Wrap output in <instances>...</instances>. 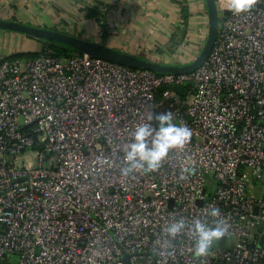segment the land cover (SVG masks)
Instances as JSON below:
<instances>
[{
  "label": "built area",
  "instance_id": "1",
  "mask_svg": "<svg viewBox=\"0 0 264 264\" xmlns=\"http://www.w3.org/2000/svg\"><path fill=\"white\" fill-rule=\"evenodd\" d=\"M216 6V39L190 72L0 56V264H264V195L252 194L264 180V0ZM168 110L190 141L156 171L122 175L132 127ZM211 207L228 232L197 258L190 232L165 228Z\"/></svg>",
  "mask_w": 264,
  "mask_h": 264
},
{
  "label": "crops",
  "instance_id": "2",
  "mask_svg": "<svg viewBox=\"0 0 264 264\" xmlns=\"http://www.w3.org/2000/svg\"><path fill=\"white\" fill-rule=\"evenodd\" d=\"M181 5L187 6V17L181 16ZM0 18L50 27L169 64L196 57L197 35L207 20L203 0H0ZM175 34L180 36L173 46ZM27 36L0 29V56L39 51L42 40ZM256 187L255 195H264V180Z\"/></svg>",
  "mask_w": 264,
  "mask_h": 264
},
{
  "label": "clouds",
  "instance_id": "3",
  "mask_svg": "<svg viewBox=\"0 0 264 264\" xmlns=\"http://www.w3.org/2000/svg\"><path fill=\"white\" fill-rule=\"evenodd\" d=\"M223 4L227 10L240 14L251 10L255 0H223ZM129 136L131 139L123 149L121 174L124 176L140 170L151 172L159 169L172 150L181 149L190 141L192 130L187 124L175 122L174 112L168 110L154 115L150 113L145 122L132 127ZM228 227L220 209L211 207L204 210L202 217L191 222L183 216L174 219L166 225L165 231L170 239L185 231L190 232L194 240L193 255L199 258L209 255L213 244L227 234Z\"/></svg>",
  "mask_w": 264,
  "mask_h": 264
},
{
  "label": "water",
  "instance_id": "4",
  "mask_svg": "<svg viewBox=\"0 0 264 264\" xmlns=\"http://www.w3.org/2000/svg\"><path fill=\"white\" fill-rule=\"evenodd\" d=\"M206 9L208 31L199 53L194 59L184 64H169L150 60L129 52L115 49L103 43L68 34L50 27H42L34 24H27L16 20L0 18V29L21 33L36 39H45L56 43L70 46L72 49L90 56L102 58L130 68L148 69L155 73H185L194 70L200 65L210 53L219 26V15L216 0H203ZM224 238H221L223 242ZM125 264H128L127 257H124Z\"/></svg>",
  "mask_w": 264,
  "mask_h": 264
},
{
  "label": "trees",
  "instance_id": "5",
  "mask_svg": "<svg viewBox=\"0 0 264 264\" xmlns=\"http://www.w3.org/2000/svg\"><path fill=\"white\" fill-rule=\"evenodd\" d=\"M181 10H182L181 11L182 17H183V14H184V17H187L189 15L188 8L186 5H181ZM173 38L174 37L172 36V38H171L172 42L171 43H172V45H176L179 39L174 41ZM41 40H42V47L39 51L16 52L13 54H9L8 56H10V57H20V56L32 57L40 51H44V52L53 54V55L58 56V57H69L75 53H81L79 51L72 49L70 46H67V45L62 44V43L47 41L45 39H41ZM171 87L181 96H184L187 93L188 89H190L189 84H173V85H171Z\"/></svg>",
  "mask_w": 264,
  "mask_h": 264
},
{
  "label": "rangeland",
  "instance_id": "6",
  "mask_svg": "<svg viewBox=\"0 0 264 264\" xmlns=\"http://www.w3.org/2000/svg\"><path fill=\"white\" fill-rule=\"evenodd\" d=\"M218 15H219V22H220L221 19H222V13L219 12ZM175 35H176V36H175L176 39H179L180 34H175ZM27 37H29V36H27ZM30 37H31V36H30ZM173 39H174V38H173ZM5 41H6V40H5ZM174 41H175V40H174ZM173 43H174V42H173ZM4 44H5V43H4ZM173 46H174V45H173ZM27 58H28V57H26V56H20V57H19V59L21 60L22 63H23L24 60L27 59ZM192 58H194V57H192ZM192 58H191V59H192ZM171 59L174 60V59H176V58H171ZM171 61H172V60H171ZM252 192H253L252 194L255 195V193L257 192V187H255V188L253 189ZM257 195H258V193H257ZM234 240H235L234 237H232V236L228 237V238H227V244L230 245L232 242H234Z\"/></svg>",
  "mask_w": 264,
  "mask_h": 264
}]
</instances>
